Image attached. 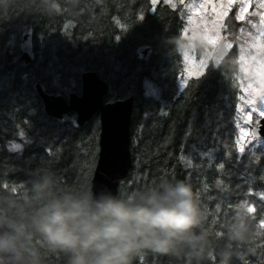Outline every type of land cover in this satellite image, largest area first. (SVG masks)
I'll use <instances>...</instances> for the list:
<instances>
[{"label": "trees", "instance_id": "trees-1", "mask_svg": "<svg viewBox=\"0 0 264 264\" xmlns=\"http://www.w3.org/2000/svg\"><path fill=\"white\" fill-rule=\"evenodd\" d=\"M25 4L16 0L0 12V189L27 184L38 168L56 173L70 186L91 184L98 115L80 128L72 126L74 112L64 121L51 118L34 87L39 84L45 93L66 98L80 93L81 73L93 71L107 83L106 101L134 98L132 166L118 189L139 188L159 178L184 180L206 210L209 229L236 206L253 208L249 213L257 238L242 264H264V141L239 153L237 47L216 70L209 66L178 90L183 60L171 41L182 36L184 21L162 0L153 9L150 0H78L75 6L62 0L54 16ZM244 23L233 5L223 31L238 40ZM26 33H31L34 53L28 64L19 48ZM141 46L150 47L147 56L137 53ZM149 87L155 91L151 97ZM51 264L61 261L54 258ZM136 264L175 262L145 253Z\"/></svg>", "mask_w": 264, "mask_h": 264}, {"label": "clouds", "instance_id": "clouds-1", "mask_svg": "<svg viewBox=\"0 0 264 264\" xmlns=\"http://www.w3.org/2000/svg\"><path fill=\"white\" fill-rule=\"evenodd\" d=\"M75 6L78 0H68ZM16 0H0L6 13ZM62 0H26L25 8L54 16ZM183 55L205 54L200 35L176 36ZM219 233V235H217ZM257 238L253 217L236 206L207 226L192 186L159 178L139 188L70 186L56 173L38 168L25 185L0 189V264H136L145 253L175 264H242Z\"/></svg>", "mask_w": 264, "mask_h": 264}, {"label": "water", "instance_id": "water-1", "mask_svg": "<svg viewBox=\"0 0 264 264\" xmlns=\"http://www.w3.org/2000/svg\"><path fill=\"white\" fill-rule=\"evenodd\" d=\"M31 33L23 35L20 43L21 59L28 64L33 60ZM233 36L224 35L219 41L211 58V66L216 70L221 62L234 50ZM137 53L147 56L149 46H141ZM79 94H47L39 84L34 89L42 101L47 116L64 121V116L74 112V128L82 127L95 114L99 120L98 155L93 170L91 184L93 190L103 186L115 192L120 183L126 181L132 166L130 155V123L133 111V96L124 99L106 101L108 86L93 71H84L80 75ZM254 139H264V117L259 118L256 127L250 128Z\"/></svg>", "mask_w": 264, "mask_h": 264}, {"label": "rangeland", "instance_id": "rangeland-1", "mask_svg": "<svg viewBox=\"0 0 264 264\" xmlns=\"http://www.w3.org/2000/svg\"><path fill=\"white\" fill-rule=\"evenodd\" d=\"M152 9L159 0L153 4ZM179 11L184 21L182 36L193 34L202 36L205 42V54L191 55L185 53L183 71L178 80L181 90L189 78H197L204 74L210 65L215 45L222 38L223 23L231 6H238V19L245 21L238 39L239 73L237 83L241 93L237 125V146L239 153L250 145H260L249 135V126L253 117L264 116V0H162ZM247 15H250L249 20ZM154 89L149 87L148 96H153ZM251 117V119H249ZM256 123V121H255ZM241 128L247 133L241 135ZM16 145H12V148Z\"/></svg>", "mask_w": 264, "mask_h": 264}, {"label": "snow or ice", "instance_id": "snow-or-ice-1", "mask_svg": "<svg viewBox=\"0 0 264 264\" xmlns=\"http://www.w3.org/2000/svg\"><path fill=\"white\" fill-rule=\"evenodd\" d=\"M152 3L155 4L156 3V0H152ZM236 110L239 111V106H237V109ZM249 119H251V117H249ZM236 127H240V125H236ZM241 135H244V136L247 135V133L242 128H241ZM248 211L249 212H252L253 211V208L249 207L248 208ZM262 226H264V225H262Z\"/></svg>", "mask_w": 264, "mask_h": 264}]
</instances>
